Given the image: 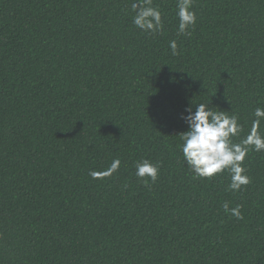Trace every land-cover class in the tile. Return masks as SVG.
Here are the masks:
<instances>
[{
	"label": "trees",
	"instance_id": "trees-1",
	"mask_svg": "<svg viewBox=\"0 0 264 264\" xmlns=\"http://www.w3.org/2000/svg\"><path fill=\"white\" fill-rule=\"evenodd\" d=\"M131 2L0 0V264H264V152L232 192L227 172L194 178L179 137L193 104L238 114L241 136L264 106V0H194L190 36L177 0H152L155 35Z\"/></svg>",
	"mask_w": 264,
	"mask_h": 264
},
{
	"label": "clouds",
	"instance_id": "clouds-1",
	"mask_svg": "<svg viewBox=\"0 0 264 264\" xmlns=\"http://www.w3.org/2000/svg\"><path fill=\"white\" fill-rule=\"evenodd\" d=\"M194 0H177L176 17L178 19L177 35L190 36V29L197 22L193 11ZM131 20L135 28L143 33L155 35L163 31L162 13L153 6L152 0H132ZM172 55H177V41H169ZM185 109L187 115L181 119L188 125V130L179 134L180 151L188 170L198 179H211L227 172L230 176L228 190L238 192L251 183L244 166L249 152H264V106H257L251 113V124L247 133L240 122L238 114L229 115V111L210 107V103H196ZM238 140V142H237ZM121 165L119 159H114L103 172L90 171L93 179L110 176L116 173ZM160 174V163L149 159H141L135 163V176L147 183H155ZM226 214L242 219L240 205L230 208L229 202L222 205Z\"/></svg>",
	"mask_w": 264,
	"mask_h": 264
}]
</instances>
